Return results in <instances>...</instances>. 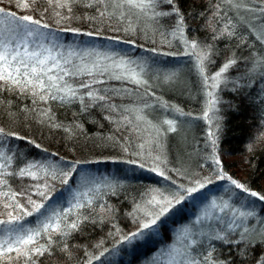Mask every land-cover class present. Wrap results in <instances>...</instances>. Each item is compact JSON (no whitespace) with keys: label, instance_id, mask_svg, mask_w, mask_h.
I'll list each match as a JSON object with an SVG mask.
<instances>
[{"label":"trees","instance_id":"obj_1","mask_svg":"<svg viewBox=\"0 0 264 264\" xmlns=\"http://www.w3.org/2000/svg\"><path fill=\"white\" fill-rule=\"evenodd\" d=\"M17 3L18 0H0V8L16 17L33 16L48 24L53 34H59L60 46L50 48L55 63L49 61L45 71H51L42 78L47 82L48 75L63 76L62 70L75 73L59 81L75 90L74 97L63 101H41L31 90L22 91L0 82V128L14 134L0 138V153L11 158L10 164L3 158L0 163L7 164L9 173L30 163L37 165L33 169L36 179L5 177L7 185L0 186V221H8L10 212L16 214L12 207L5 208V203L19 202L31 211L28 197L45 204L57 192H64L65 178L71 183L80 176L81 181L75 197L64 192L62 212L70 213L68 221L79 214V228L64 237L54 234L49 251L32 258L35 264H88L97 256L100 258L91 259V263L148 264L154 254L164 251L167 256L170 244L199 264H205L203 257L208 252H212L216 264H260L264 260V201L249 192L254 190L264 196V43L257 38L264 31V12L259 11L264 8V0H175L184 17L182 36L176 31L175 15L150 20L128 13L120 19L117 10L115 15L101 17L100 11L106 6L96 0H76L70 12L55 7V0L51 6L48 0H36L29 9H21ZM237 3L240 7L235 6ZM171 10L172 5L166 3L157 7V11ZM107 11L113 12L110 4ZM193 41L208 55L203 74L196 55L179 52ZM81 44L88 46L85 53L79 51L83 46L74 49ZM108 50L118 55L97 58L96 53ZM125 53L146 59L149 67L157 66L159 70H174L179 64L184 68L176 80L167 77L168 83L149 78L136 84L124 78L126 75L116 67ZM230 59L236 63L213 92L218 101L215 114L209 111L213 118L205 119L210 87L205 85L204 77L218 72ZM186 61L193 64L186 65ZM82 82L90 84L91 89L80 87ZM89 90L105 99L93 101L87 95ZM40 91L47 94L46 89ZM137 110L142 120L136 118ZM167 120L174 121V131L168 130ZM210 132L215 134V145ZM105 157L116 159V163H101L107 164L102 171L98 169L101 164L93 160ZM232 157H240L245 175L242 182L249 191L232 185L223 193L230 201L253 208L254 215L245 221L251 244L237 245L213 238L220 233L228 235L229 240H240L243 228L228 232L226 215H211L203 221L191 219L195 202L209 195L208 187L200 185L219 176L215 160H220L223 171L232 172L240 166ZM65 172L71 175L65 177ZM209 185L216 189L212 183ZM190 188L196 189L191 201L182 199L176 204L175 200ZM9 191L20 193L16 201L2 194ZM153 197L161 202L172 200L182 212H167L152 227L154 232L149 230L143 240L127 248L132 234L159 210L155 202L149 203ZM41 216L33 213L19 222L38 229L44 221ZM186 221L191 222L192 234L176 238L174 227ZM38 239L48 244L47 236ZM114 250L119 257L111 263L107 254ZM8 255L12 259H3L0 264H25L23 257Z\"/></svg>","mask_w":264,"mask_h":264},{"label":"snow or ice","instance_id":"obj_2","mask_svg":"<svg viewBox=\"0 0 264 264\" xmlns=\"http://www.w3.org/2000/svg\"><path fill=\"white\" fill-rule=\"evenodd\" d=\"M49 5L51 6L53 0H48ZM76 0H55V7L57 8H67L69 12L71 11V5L75 3ZM36 3V0H18L17 7L21 9H29L31 5ZM96 3L105 5V10L100 11V16H112L115 15L116 11H119V18L123 19L126 17V14L131 13L137 15V18L140 16L146 17L150 20H155L157 17H167L170 15H175L177 18L176 21V31L180 32L181 36L183 35V26H184V17L180 13L179 8L175 5V0H96ZM161 3H166L172 5L171 12L169 11H157V7ZM111 5L113 12L109 13L107 11V6ZM236 7H240L239 3L235 5ZM251 10V9H247ZM47 11V10H45ZM259 11L264 12V8L259 9ZM0 12H4V9L0 8ZM57 16H60V13H56ZM8 16L17 20V28L19 32L17 35V40L19 42H15L12 39H0V82H3V85H9L12 88H20L23 90H31L33 96H39L41 101H47L48 99H61L68 100L70 97L75 96V90L72 89L67 83H59L63 79V76L73 75L71 70H62L63 76H56L55 78L51 75H48L47 82L42 78L43 75H47L48 72L51 71L50 68L45 71L46 65L49 61L55 63V58L51 56L50 50L45 49V51L49 52V55L45 56L43 52H31L28 49L27 38L32 36L41 35L39 29H47L49 28L48 24H44L41 20L34 18L30 15H24L20 17H16L15 13H7ZM29 25H35L36 28H30ZM86 35H91V33H85ZM262 43H264V31H261V35L257 37ZM114 39V38H109ZM131 43V42H130ZM21 44H23V52H21ZM199 45L193 41L190 45L191 54L196 55L199 61V67L201 74L204 73V61L208 59V55L205 52L204 54H199L197 52ZM167 55V53H165ZM67 63V62H66ZM132 61H121L119 64L116 65L117 68L123 67L124 72L128 73L124 78L130 80L136 84H142L144 81L139 78V74L136 73L134 70L129 69L127 66L132 64ZM236 61L234 59H230L226 62L218 72H216L211 77H204V83L206 86L215 89L219 86L221 82L224 81L225 77L224 74L228 71V69L235 64ZM95 68H99L98 65H94ZM77 71H80L77 69ZM107 71V69H104ZM88 74L91 75V70H88ZM103 75V71L100 73ZM116 79H120L121 76H116ZM99 83L100 81H96ZM80 87L91 89V85L87 83H81ZM46 89V93L41 92L40 90ZM53 90H55L53 92ZM66 90V91H65ZM59 93H64V95H58ZM87 95L93 100H104V96L96 95L93 91L89 90ZM208 96L210 99L208 100V110L204 112L205 119H212L213 117L209 116V111L213 112V116L215 114V105L218 102L217 98L213 94V92L209 91ZM136 118L138 120H142L143 116L139 114V110H137ZM183 114V113H181ZM43 115H47L44 113ZM166 124L169 125V131H174V121L167 120L165 121ZM5 135H14L12 133H5L3 128H0V138ZM210 139H212L213 145H215V134L209 133ZM22 139V138H21ZM39 148V145H36ZM0 158L7 161L8 164L11 163L10 157H4L2 153H0ZM130 163H136V161H129ZM217 165L220 164V160L217 158L215 160ZM143 167V164L139 165ZM7 164L0 163V186L7 185V180L5 179L8 175H15L21 178L25 176H30L33 179L37 178V173L33 171V169L37 168L36 164H27L25 167L19 168L18 171L9 173L6 170ZM155 171V169H151ZM158 175H162L163 173H157ZM65 177L70 176V172L63 173ZM167 178V177H165ZM221 179H224V176H220ZM62 183L67 184L68 180L65 178ZM231 183L235 185L236 188L241 189L242 191H249L245 185L237 182L236 180L232 179ZM203 187V184L200 185ZM189 192L196 191L195 188L188 189ZM5 197H7L10 201H16V197L20 195V193L16 192H4L2 193ZM41 196L44 199H47L45 193L41 192ZM249 195L252 197H256L261 201H264V196L260 195L258 192L251 191ZM184 199L181 195L179 199L175 200L176 204L180 203V200ZM28 202L31 204V211L25 210V205H21L19 202H16L14 205L5 203L4 207H12L13 211L16 213L13 215L11 212L8 213L10 219L8 221H0V224L3 223H12L16 221L17 223L23 219L25 216H31L33 213H40L43 215L41 210L45 207L43 203H37L36 201L31 200V197H28ZM155 202L158 206L159 210L156 211L154 214L151 215V219L147 222H144L141 225L142 229L151 230L154 225L157 224V221L160 220L162 216H164L170 208L173 207L172 200L164 199L163 202L160 200H156L155 197L149 201L150 204ZM228 208L227 205L221 209L224 211ZM232 217L226 222V227L228 232L234 233L237 228H243V231L239 233L240 240H229L228 235H221L217 233L214 239L222 240L225 243H236L239 245L241 242H247L249 244L252 243L250 238L248 237L249 228L245 226V221L248 220L249 217L254 215L253 212L248 211L244 212L241 211L237 213V210L231 209ZM22 213V215H21ZM70 213H56L54 217H48V222L43 223L41 228L38 229H31V228H17L15 230H11L15 232L14 237L10 239H2L0 240V261L3 259H12L9 256V253H15L16 258H24L25 264H35V261L32 259L34 256L43 255L45 252L49 251V248L52 241V236L54 234H59L61 237L65 235H70L71 232L76 231L79 228V214H77V219L68 221L67 216ZM87 219V217H85ZM220 232H224V229H221ZM140 234H143L142 232ZM137 233H133L132 236L135 237ZM47 236L48 237V244H41L38 238ZM126 239H130V237H126ZM261 242H264V234H262ZM192 243H195L193 241ZM68 246L65 244L64 250H67ZM103 255V253H101ZM186 255V254H184ZM100 257H93L90 258L88 264H91V259H99ZM203 260L205 264H216L215 261H212V252H208L204 257ZM185 264H199L198 260L195 258L186 259ZM260 264H264V260H261Z\"/></svg>","mask_w":264,"mask_h":264},{"label":"rangeland","instance_id":"obj_3","mask_svg":"<svg viewBox=\"0 0 264 264\" xmlns=\"http://www.w3.org/2000/svg\"><path fill=\"white\" fill-rule=\"evenodd\" d=\"M30 28L35 29L36 26L35 25H29ZM19 32V29L17 28V20L12 18L11 16H7V13L5 12H0V39H12L15 42H19V40H17V33ZM39 32L41 33V35L38 36H32V37H28L27 38V44H28V49L29 50H33L34 48H43L42 52L44 53V55L46 56L47 51H45V49L47 50H51L50 48L54 49V48H58L60 46V37L58 36L59 34L57 33H52V31L48 30V29H39ZM83 44V43H82ZM78 45L76 48H80L81 46H83V48H81L79 51H84L83 53L86 52V50H88V46L85 45ZM89 46L92 47V45L90 43H88ZM23 46V44H21ZM21 46V47H22ZM78 50V49H77ZM185 50V51H184ZM188 51L191 54V48L189 46V48H184L181 50H179V52L183 53ZM197 52L199 54H204L203 49L198 48ZM97 58H105V57H112V56H117L118 54H113V52H111L110 50L106 51V52H98L96 53ZM122 57L119 58L117 60V64H119L121 61H132L134 63L129 64L127 67L129 69L134 70L136 73L139 74V78L142 80H146V79H155V80H160L161 83H168V79L167 77L171 78L172 80H176L178 77L177 75H179V73L181 72V70H183L184 68V64H179L177 69L171 70V69H165L163 67L164 70L160 69L155 66L154 68H152L151 66H148V61L145 60H141L139 58H137L136 56H134L135 58H132V56H129L128 53L125 54H121ZM195 56V55H194ZM185 64H193L190 63L188 61L185 62ZM205 66V65H204ZM121 70L122 75H128V73L124 72V68L120 67L119 68ZM216 73V72H215ZM163 75H167L166 77L163 78ZM213 74H209L208 77H211ZM216 89V88H215ZM215 89H211L209 91L214 92ZM212 112V111H211ZM209 122V121H208ZM232 161H234L235 164H237L239 167H236L234 169V171H223V168L221 167L222 165H218V172H219V176L216 177L215 179L208 181L207 183H204L203 186H207L208 191H209V195H203V200L202 201H197V203L195 202L194 204V212L193 214H191V219L194 220H206L208 217H210L211 215H218L219 217H223V215H226V217L228 218V220L232 217V212L231 209H235L237 210V213L244 211V212H248L251 211L253 208L251 206H249L248 204H242L240 202L234 203L232 201H230V199L225 198L223 191L224 190H228L229 186H232L233 184L231 183V180L234 179L237 182L243 184L244 182V177L245 175L242 173V161L240 160V157H232L231 158ZM95 163H110L111 161L113 163H116V159L114 158H109V157H105V158H98L93 160ZM120 163V162H119ZM117 163V164H119ZM107 164H101V167L98 168L99 170H106L104 169V167H106ZM115 167V166H114ZM117 168H120L118 166H116ZM220 176H224V179L221 180ZM74 182L71 183H67L64 187V192L67 194L68 197H75L76 195H78V191L80 190V176L76 177V179H74ZM243 180V182H242ZM213 184L215 185L214 188L216 189H212L211 186L209 184ZM191 189V188H190ZM254 191V190H252ZM64 192L59 193L57 192L48 202H46L44 205L45 207L41 210V212L43 213V215L41 216V219H43V223L48 222L47 218L48 217H53L56 213H62L65 210L64 207V203L66 202L64 200ZM195 192H189L187 191L185 195H183L184 199H187L189 202L192 199V195L195 196L194 194ZM212 194V195H211ZM200 196V195H199ZM229 196V194H228ZM227 205L228 208H226L224 211H221L222 208H224V206ZM253 211V210H252ZM47 212V213H46ZM50 212H52L50 214ZM169 214L170 215H178L179 213L182 212V208L179 206H176L175 204L173 205L172 208L169 209ZM45 213V214H44ZM49 213V214H48ZM167 214V215H169ZM41 215V214H40ZM190 223L191 222H184L183 224H179L177 223V225L174 227V233L176 235V238H182L185 237L186 235H188L190 237L191 233V229H190ZM23 228H31L34 229L30 224H27L26 222H12V223H3L0 224V240L1 239H5L6 237H14L15 232L11 231V230H15L17 228L20 227ZM153 232L155 231L154 228L151 229ZM143 234H140V233ZM149 232L148 229H142L140 228L136 233L137 235L135 237H132L130 240H128V243L126 245V247L128 248L130 245L133 244V242L137 241V240H143L147 233ZM187 236V237H188ZM166 250H168L167 252V256L166 253L163 251L157 255H153L151 256L148 260V264H185L186 259H188L187 257H184L186 255L180 254V251L178 248H176L175 245L170 244L169 246H167ZM108 258L109 261L115 262L117 261L118 257H119V252H117L116 250L114 251H110L108 252ZM165 256L167 257V260L165 259ZM191 259V258H190ZM96 260V259H95ZM95 262V261H94ZM94 264V263H91Z\"/></svg>","mask_w":264,"mask_h":264}]
</instances>
